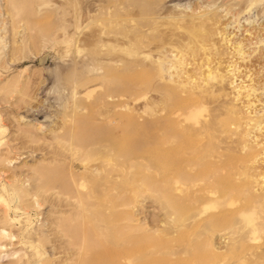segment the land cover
<instances>
[{"label":"rangeland","instance_id":"1","mask_svg":"<svg viewBox=\"0 0 264 264\" xmlns=\"http://www.w3.org/2000/svg\"><path fill=\"white\" fill-rule=\"evenodd\" d=\"M0 264H264V0H0Z\"/></svg>","mask_w":264,"mask_h":264}]
</instances>
